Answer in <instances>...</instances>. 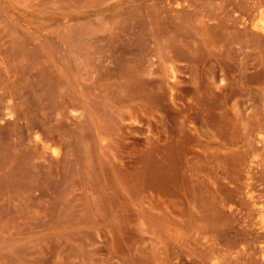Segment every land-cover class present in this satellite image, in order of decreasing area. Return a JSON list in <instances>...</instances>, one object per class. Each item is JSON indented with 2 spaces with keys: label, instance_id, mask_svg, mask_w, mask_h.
Wrapping results in <instances>:
<instances>
[{
  "label": "rangeland",
  "instance_id": "rangeland-1",
  "mask_svg": "<svg viewBox=\"0 0 264 264\" xmlns=\"http://www.w3.org/2000/svg\"><path fill=\"white\" fill-rule=\"evenodd\" d=\"M264 0H0V264H264Z\"/></svg>",
  "mask_w": 264,
  "mask_h": 264
},
{
  "label": "bare ground",
  "instance_id": "bare-ground-1",
  "mask_svg": "<svg viewBox=\"0 0 264 264\" xmlns=\"http://www.w3.org/2000/svg\"><path fill=\"white\" fill-rule=\"evenodd\" d=\"M262 30H264V23H263V25H262Z\"/></svg>",
  "mask_w": 264,
  "mask_h": 264
}]
</instances>
